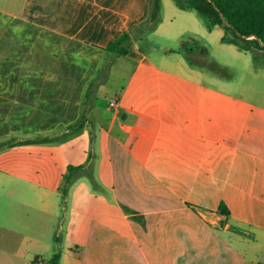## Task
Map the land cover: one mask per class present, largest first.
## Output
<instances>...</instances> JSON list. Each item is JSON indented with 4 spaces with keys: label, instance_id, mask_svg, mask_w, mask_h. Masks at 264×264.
Returning <instances> with one entry per match:
<instances>
[{
    "label": "crops",
    "instance_id": "1",
    "mask_svg": "<svg viewBox=\"0 0 264 264\" xmlns=\"http://www.w3.org/2000/svg\"><path fill=\"white\" fill-rule=\"evenodd\" d=\"M173 11L195 20L203 35L221 28L202 30L185 12L193 10ZM148 13V0H0V92H16L0 93V138L22 133L55 141L47 133L58 129L63 139L81 114L68 109L83 102L70 94L67 77L80 70L70 60L83 44L106 52ZM189 31L164 26L160 16L148 36L180 40ZM188 38L186 49H162L161 63L138 41L126 55L112 54L109 75L126 69L124 76L111 97L109 81L99 85L91 125L81 127L101 186L93 190L86 177L70 185L65 247L58 237L45 243L54 251L47 260L36 255L41 264L58 250L61 264H264V106L208 85L194 61L200 41ZM8 59L21 60L17 70H4ZM64 150L76 159L89 154L70 144ZM0 171L21 177L17 182L33 192L23 203L40 211L43 229L58 207L59 184Z\"/></svg>",
    "mask_w": 264,
    "mask_h": 264
},
{
    "label": "rangeland",
    "instance_id": "2",
    "mask_svg": "<svg viewBox=\"0 0 264 264\" xmlns=\"http://www.w3.org/2000/svg\"><path fill=\"white\" fill-rule=\"evenodd\" d=\"M161 17L164 19V26H177L186 28L189 31L179 39H169L165 35L145 33V37L139 40V44L144 46L148 51L149 57L161 63V50L169 47L173 49H183V44L189 40L188 36L192 35L199 39V51L194 53V61H198V65L205 69L206 83L217 89H223L231 93L237 99L243 98L245 102L256 103L264 106V50L262 51H243L239 50L235 45L223 43L221 41L222 29L216 28L211 33L197 32V23L188 15L183 16V11L178 14L174 10L178 7L174 0H162ZM187 14L193 13L202 30L206 29L205 22L199 18L195 11H185ZM172 21V22H171ZM173 31V27L163 32L167 34ZM197 33V34H195ZM206 34V35H205ZM205 37V38H204ZM152 41V42H151ZM151 43H155L158 47L156 50L150 48ZM79 47V46H78ZM186 49V48H184ZM81 52H76L77 58L70 60L71 64H77L80 68L76 75H68V82H72L73 88L69 86L73 103H77L82 98V106H71L68 109L69 116L77 115V111H81L76 121L70 123L69 133L63 139L56 136L55 132L47 133L56 140L50 142H37L27 145L22 144L29 137L22 133L10 135L9 137L0 138V143L7 144L6 147L0 146V164L5 165L9 169L22 170L25 173L35 174L44 177V179L64 185V178L68 173L67 164H80L84 160V165L93 170L92 176L81 175L86 177L90 187L96 191L100 187L99 180L95 176L93 161L90 153L89 135L81 133V127L87 124L91 125L92 117L89 110L94 96L102 94L100 84H106L109 81L107 96L111 97L114 91V85L119 84L124 76L126 69H122L118 73L116 69L115 75L111 77L108 69L111 65L110 60L113 53L103 52L101 49L92 48L85 44L79 48ZM21 60L8 59L5 60L4 70H17V64ZM113 60H111L112 62ZM25 66V65H24ZM27 66V64H26ZM124 71V72H123ZM79 75V76H78ZM114 80V81H113ZM75 84H74V83ZM85 86L83 92L81 88ZM69 92V91H68ZM7 97L16 95L13 91L0 92ZM27 98L31 97L32 92H28ZM21 97V95L19 96ZM81 105V104H80ZM245 108V114L249 110ZM74 114V115H73ZM89 130V129H87ZM34 139L41 138L39 135H33ZM13 144V147H9ZM77 147L80 153L85 150L89 154L82 155L79 159L75 156L63 154L64 146ZM11 150V153H7ZM76 151L72 150L74 153ZM78 158V157H77ZM82 164V163H81ZM23 180L14 174L0 171V264H34L33 259L37 257L47 260L53 249L47 253L44 244L47 242L56 243L58 237L59 245L63 249L65 247V230L68 214L71 211L72 195L70 198L63 197L59 194L57 202L58 207L49 218L46 217L45 227L39 229V213L37 209H33L24 204L23 198H32L33 192L28 189L27 185L17 182ZM95 180L96 184L93 183ZM71 187V186H70ZM68 213V214H67ZM60 248V249H61ZM44 264H50L45 262Z\"/></svg>",
    "mask_w": 264,
    "mask_h": 264
},
{
    "label": "trees",
    "instance_id": "3",
    "mask_svg": "<svg viewBox=\"0 0 264 264\" xmlns=\"http://www.w3.org/2000/svg\"><path fill=\"white\" fill-rule=\"evenodd\" d=\"M148 16L125 30L116 40L111 41L106 51L117 56L126 55L135 41L142 40L146 32L153 31L160 21L161 0H148ZM183 10H193L204 20L208 29L219 26L223 29L221 41L235 45L243 51L264 50V0H174ZM148 33V34H149ZM147 34V36H148ZM147 37H145L146 40ZM148 39V38H147ZM51 138L26 139L22 144L49 142ZM10 144L9 147H13ZM7 153H11L8 150ZM7 168L0 164V169ZM68 173L64 178V185H59L63 197L69 192L70 185L81 175L92 176L93 170L84 164H67ZM93 183L96 184L95 180ZM97 185V184H96ZM99 188V187H98ZM97 190V188H94ZM220 210L228 213L225 204H220ZM135 217H138L135 215ZM35 257L33 263L36 264ZM50 264H61L60 251L48 260Z\"/></svg>",
    "mask_w": 264,
    "mask_h": 264
},
{
    "label": "built area",
    "instance_id": "4",
    "mask_svg": "<svg viewBox=\"0 0 264 264\" xmlns=\"http://www.w3.org/2000/svg\"><path fill=\"white\" fill-rule=\"evenodd\" d=\"M36 264H41V261L37 260V261H36Z\"/></svg>",
    "mask_w": 264,
    "mask_h": 264
}]
</instances>
